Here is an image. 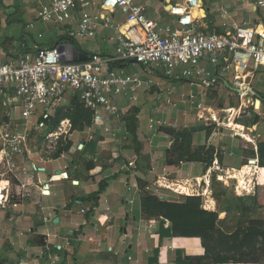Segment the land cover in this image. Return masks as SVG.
<instances>
[{
    "label": "crops",
    "instance_id": "1",
    "mask_svg": "<svg viewBox=\"0 0 264 264\" xmlns=\"http://www.w3.org/2000/svg\"><path fill=\"white\" fill-rule=\"evenodd\" d=\"M202 1V24L207 33L231 31L230 27H222L221 7L228 9L230 22L248 27L259 25L264 30V10L258 7V0ZM138 2L165 28L177 26V18L168 13L167 7L184 0ZM49 3L50 0H0L1 61L20 55L38 57L44 49L68 40V33L76 29L79 16L76 14L64 26L44 23L38 13L42 5ZM96 3L99 5L101 0ZM95 12L106 14L99 7ZM111 18L115 26L125 22L120 11ZM116 35L114 29L103 28L94 38L85 39L87 42L71 43L89 55L111 56L118 44L110 38ZM203 66L220 78V83L205 95H201L203 90L197 85L204 78L181 79L178 70L180 80L172 81L157 73V80L162 84L160 89L138 92L137 101L130 97L114 99L120 115L113 119L110 132L100 124L101 115L91 127L71 131L62 143L71 142L72 148L58 158L47 159L39 152L45 143L40 133L34 132V155L18 157L14 174L4 175L0 170V182L3 181L0 189L13 191L17 197L8 210L0 208V264H84L110 261L117 256L122 257V264H190L188 257L202 256L197 252L203 250L196 246H177L168 221L149 219L142 214L140 188L162 201L175 202L166 199L158 190L159 184L184 196H187L182 190L185 184H177L181 181L209 184L211 167L201 162L168 163L176 130L180 128L190 133L192 153L200 148H214V166L223 167L218 181L236 182L238 197L255 193V179L263 169L254 161L259 165L258 150L264 144V102L261 100L264 101V67L251 80L254 95L241 102L238 98V105L234 107L230 104L235 96L231 86L233 73L221 75L209 64ZM129 70L143 74L139 66H131ZM170 87L174 89L171 103L158 100L159 90L164 92ZM192 95L196 97L191 99ZM251 99L255 104L260 101L259 109L255 105L257 110H249ZM16 103L11 101L10 105ZM209 111L220 119L228 114V122L232 116L234 125L247 112L251 128H245L241 134L247 141L232 134L229 129L232 127L225 122L216 123L220 124L217 130L210 129L214 122L208 120ZM5 113L6 109L1 108L0 118ZM201 115L205 121L199 119ZM14 118L20 119L19 108ZM244 163L249 166L236 168ZM42 184L49 186V194H42Z\"/></svg>",
    "mask_w": 264,
    "mask_h": 264
},
{
    "label": "built area",
    "instance_id": "2",
    "mask_svg": "<svg viewBox=\"0 0 264 264\" xmlns=\"http://www.w3.org/2000/svg\"><path fill=\"white\" fill-rule=\"evenodd\" d=\"M97 7L105 16L95 12ZM258 7L264 10V0H258ZM167 8L177 18L175 27H160L138 0H101L99 5L96 0H50L48 5H42L38 13L40 21L64 26L77 14L78 24L68 33V40L44 49L38 57L20 55L6 62L0 60V111L6 109L0 118V168L6 165L9 173L14 174L16 159L27 153L32 155L29 138L34 132L40 133L46 144L43 156L51 159L60 142L72 131L68 119L57 128H52L51 123L59 111L69 108L73 97H79L94 119L102 115L100 124L110 132L113 119L120 115L114 99L130 97L137 101L138 92L160 89L157 73L172 81L180 80L178 70L181 79L204 78L197 85L203 90L201 95H205L220 83L218 74L203 66L207 63L221 75L233 73L231 86L240 102L253 96L251 80L264 67L262 26L230 22L228 9L221 7L222 27H230L231 31L207 33L202 24V0H184ZM117 11L125 16V22L115 26L111 16ZM103 28L117 32L115 38H110L118 44L115 54H87L86 61H72L75 45L71 41L94 38ZM131 66L141 67L143 74L131 72ZM173 90L172 87L164 92L159 90L157 99L170 104ZM11 101H17L16 105H10ZM249 104L255 109L254 100ZM17 108L20 119L14 118ZM208 114V120L220 122L214 119L215 114L210 111ZM199 119H205L204 115ZM232 134H237L235 129ZM49 192V186L42 184V194ZM0 194V208L5 210L16 196L13 191L1 189Z\"/></svg>",
    "mask_w": 264,
    "mask_h": 264
},
{
    "label": "trees",
    "instance_id": "3",
    "mask_svg": "<svg viewBox=\"0 0 264 264\" xmlns=\"http://www.w3.org/2000/svg\"><path fill=\"white\" fill-rule=\"evenodd\" d=\"M262 102L263 99H261ZM75 108L72 123V131L84 130L94 124V114L86 110L79 97H73L70 106ZM59 111L51 123L52 128H57L65 120L61 118ZM176 135L174 146L169 151L168 163L171 165L183 162L177 155L178 145ZM72 148L71 142L60 144L52 158H58L61 154L68 153ZM174 150V151H173ZM176 153V154H175ZM215 150L200 148L195 152L186 154V162H201L211 167L214 161ZM259 166L264 167V144L258 150ZM191 183L185 182L183 192L187 194ZM193 184V183H192ZM141 190V211L149 219H164L171 224L172 238L180 248H191L196 246L204 251L202 256L188 257L190 264H264V227H250L248 229H237L232 234H227L217 227V215L201 208L199 197H186L184 202L162 201ZM190 191V190H189ZM189 196V195H188ZM192 196V195H190ZM257 204L258 201L256 200ZM259 204V203H258ZM264 205V202H261ZM122 257L117 256L110 261H89L84 264H122Z\"/></svg>",
    "mask_w": 264,
    "mask_h": 264
},
{
    "label": "rangeland",
    "instance_id": "4",
    "mask_svg": "<svg viewBox=\"0 0 264 264\" xmlns=\"http://www.w3.org/2000/svg\"><path fill=\"white\" fill-rule=\"evenodd\" d=\"M77 41H81V40H77ZM87 41L88 40H84L81 42L84 43ZM230 102L232 106L234 107L237 106L238 96L235 94V96H233L230 99ZM249 107H250L249 110L253 109V106L252 107L249 106ZM74 112H75V108L73 109L72 107H69L65 112L61 113L60 115H61V118L69 119L71 121V119L73 120ZM223 116L225 119H222V118L220 119V117L218 118L221 121V123L228 122V119L226 118H228L229 115L227 114ZM247 116H248V113L244 112L243 114H241L240 118L237 120V124L240 123L244 125V127L240 125L236 126L237 125L236 124L232 128H229L231 132H232V129L237 130L236 132L239 135L240 139H244V138L241 137L238 131H244L245 128L247 130L251 128L250 126L251 123L248 122ZM205 120L206 119H203L202 121H205ZM219 127H220V124L217 125L216 123H214V126H212L210 129L217 130L219 129ZM176 135L177 137L179 135L178 142H177L178 145L176 146L177 151L179 150V152H177V155H179L181 160L185 161L186 154L190 151V148L192 147V140H191L190 133L187 131H183L182 129L179 128V130H176ZM34 136L36 135L32 133L29 138V146H30V149L33 150L32 155H29L27 153L26 157L34 155V140H35ZM244 140L247 141L246 139ZM42 149L43 147L40 148L39 150L41 154H42ZM246 162H248V160ZM254 163L257 164L256 165L257 167L259 166L256 161H254ZM247 166L249 165H247V163H244L242 167L240 166L236 168L243 169ZM1 167L2 168H0V170L4 173V175L5 174H8V176L11 175L6 165H2ZM216 168H218L219 170H217ZM221 170H223V167L214 166V163H212L211 170L208 174L209 184H207L206 182H200V183L193 182V184L191 183L189 185H186V187L191 186L189 189L190 191L189 190L187 191L188 192L187 196L180 195L178 193H175L172 190L166 189L165 187H161L162 184L158 185L159 187L158 190L162 194L166 195V199L172 200L175 202H184L186 197H199L201 199V208L205 211L215 213L217 215V227L219 228V230L227 234H232L237 229H248L250 227H259V226L264 227V205L261 204V202H264V167L261 170V176L255 179V193L253 195H246L242 197H238L235 194L236 182L218 181V174L222 172ZM2 182L3 181H1L0 184ZM177 184L184 185L185 181H181ZM16 198L17 197H15V199H12L9 205L7 204L5 210L9 209L10 205H12L14 201H16ZM256 200L258 201L259 204L255 203ZM197 253H202L203 255L204 251L197 252ZM203 264H212V263L204 262Z\"/></svg>",
    "mask_w": 264,
    "mask_h": 264
},
{
    "label": "water",
    "instance_id": "5",
    "mask_svg": "<svg viewBox=\"0 0 264 264\" xmlns=\"http://www.w3.org/2000/svg\"><path fill=\"white\" fill-rule=\"evenodd\" d=\"M74 48V53L72 56V61L74 62H81V61H86L88 59V55L76 48V46H73ZM256 108H260V101H256Z\"/></svg>",
    "mask_w": 264,
    "mask_h": 264
},
{
    "label": "bare ground",
    "instance_id": "6",
    "mask_svg": "<svg viewBox=\"0 0 264 264\" xmlns=\"http://www.w3.org/2000/svg\"><path fill=\"white\" fill-rule=\"evenodd\" d=\"M214 119H217L218 121V117L217 116H214ZM226 126L228 127H233L234 126V122H233V117L231 116L229 122H226L225 124ZM237 131V130H236ZM244 131H238V133L241 135ZM2 189V188H1Z\"/></svg>",
    "mask_w": 264,
    "mask_h": 264
}]
</instances>
